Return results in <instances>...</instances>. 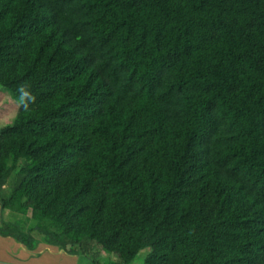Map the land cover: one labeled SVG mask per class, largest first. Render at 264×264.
Masks as SVG:
<instances>
[{"label": "trees", "instance_id": "obj_1", "mask_svg": "<svg viewBox=\"0 0 264 264\" xmlns=\"http://www.w3.org/2000/svg\"><path fill=\"white\" fill-rule=\"evenodd\" d=\"M0 87L1 237L264 264V0H0Z\"/></svg>", "mask_w": 264, "mask_h": 264}, {"label": "rangeland", "instance_id": "obj_2", "mask_svg": "<svg viewBox=\"0 0 264 264\" xmlns=\"http://www.w3.org/2000/svg\"><path fill=\"white\" fill-rule=\"evenodd\" d=\"M18 107L19 105L17 106V102H15L12 97L5 93L4 89L0 87V126L7 124L14 119L17 114ZM3 219L8 221L9 217L7 212L3 215ZM12 245L3 246L4 249H7V251L5 250L6 253L13 261H15V259L21 260V258H18V254L20 255V253L14 251V247ZM39 247H42L43 251H37ZM88 253L89 255L87 256L68 255L61 249L48 246L46 243L39 244L32 251H25V255L27 257L26 260H28L31 256H34L35 258L39 256L40 262H38V264H95L94 261H97L98 264H107L109 261L112 262V260H110L111 258L103 253L100 247L95 245L89 247ZM144 256L145 253L140 255V257L132 264H139L140 258H144ZM3 261L4 259L0 262L3 263Z\"/></svg>", "mask_w": 264, "mask_h": 264}, {"label": "crops", "instance_id": "obj_3", "mask_svg": "<svg viewBox=\"0 0 264 264\" xmlns=\"http://www.w3.org/2000/svg\"><path fill=\"white\" fill-rule=\"evenodd\" d=\"M3 215L1 214V209H0V218ZM11 245L14 247V251L20 253V255L18 254V258H21V260L15 259V261H13L9 258L8 254L6 253L7 249H4L3 246H11ZM25 251H28V249L18 244L15 240L11 238H3L0 236V259L1 260L4 259L3 263L0 262V264H38V262H40L39 256H37L36 258L34 256H31L29 257L28 260H26L27 257L25 255ZM37 251H43V248L39 247Z\"/></svg>", "mask_w": 264, "mask_h": 264}]
</instances>
